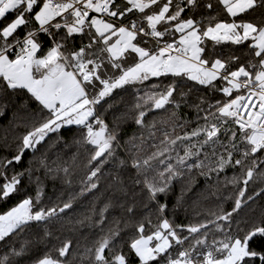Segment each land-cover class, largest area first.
Here are the masks:
<instances>
[{
  "label": "snow or ice",
  "instance_id": "obj_1",
  "mask_svg": "<svg viewBox=\"0 0 264 264\" xmlns=\"http://www.w3.org/2000/svg\"><path fill=\"white\" fill-rule=\"evenodd\" d=\"M8 110L24 131L0 137V203L16 201L0 213V264L30 254L32 264H264V0H0V116ZM65 133L87 153L81 186L46 204L40 177L34 197L25 181L43 169L71 186L67 161L47 154ZM199 177L215 198L195 213L204 218L169 219L175 185L173 216ZM104 181L112 196L76 215ZM65 218L98 238L77 252L49 227ZM33 228L38 241L17 243Z\"/></svg>",
  "mask_w": 264,
  "mask_h": 264
},
{
  "label": "trees",
  "instance_id": "obj_2",
  "mask_svg": "<svg viewBox=\"0 0 264 264\" xmlns=\"http://www.w3.org/2000/svg\"><path fill=\"white\" fill-rule=\"evenodd\" d=\"M213 3H215V0H213ZM205 11V10H201ZM197 18H200V13H196ZM224 53L227 54L229 50L228 45H222L220 46ZM235 47V46H231ZM239 54V53H238ZM161 80H164L165 78H160ZM157 82L159 81L155 80L153 78V81H150L148 83ZM166 82V81H165ZM143 94V93H141ZM132 95L131 93L124 95V102L130 104L132 102ZM23 98H16V103L20 104L22 103ZM121 108H123V104L120 105ZM182 112H188L189 117H191V112L188 109H181ZM12 111L8 110L5 112L4 116H0V137H3L5 134V129L8 130L9 134V141L13 140V137L19 133L24 131L23 128H17L15 129V132L12 131L10 121H12ZM109 122H111V116H108ZM135 130V126L131 123L123 125V130L119 132V136H122L125 140L128 139L130 136H132L133 132ZM159 135V134H158ZM158 142V141H156ZM151 143V141H150ZM52 146L47 150V154L50 157L49 163H52V161H56L57 163H63L67 161V166H69L72 169V184L71 186L63 183L61 180H52L50 178L45 179L43 174V169L40 171H37L33 177V182L31 184H28L27 181H25V184L27 185V193L35 196V177H40L41 181L43 182V193L42 196V202L49 204L54 203L57 201V197H60L61 199H67L70 193L76 192L80 188V177L83 175V172L85 171V164L87 163V153L83 148H78L77 145H75L72 142V135L65 133L64 138L60 142H51ZM67 144V146H64ZM14 146V145H13ZM149 151L151 149L149 148ZM4 153H0V155H3ZM182 154V153H181ZM75 156V160L73 161L72 157ZM123 159L124 157L121 156ZM55 166V165H53ZM223 175H221V179H223ZM227 175H232V171L228 170ZM214 183V182H213ZM107 182H102L101 190L96 192L95 196H92L91 193L87 194L86 197H80L75 202L73 207L76 208V215H79L80 213L86 212L88 207L90 206L91 202L93 200L96 201V206L99 208L104 202L107 197L112 196V189L108 188ZM264 186L261 185L260 182H257V189L259 187ZM211 189L208 188V186L204 183V180L202 177H199L196 179L195 183L191 186V189L184 193V207H181L176 210V215H172L173 206L176 204V199L181 195V186L179 184L175 185L174 193L169 197V207H168V216L169 219H174L177 223H187L189 220H195V219H203V215L197 217L195 216L196 212H203L206 207L212 206V203L214 202L215 198H211L210 200H205L204 195H209ZM203 194V195H202ZM16 201H10L8 204L0 203V213L3 211L8 210ZM225 208L231 207V201H227L224 204ZM185 208L187 209V212H185ZM146 211V210H145ZM109 213H111L113 216L119 217L120 216V210L118 208L109 209ZM108 215V214H106ZM246 215L251 218L252 213H246ZM75 216L73 217V219ZM153 221L155 222V217L153 216ZM243 227V225H241ZM55 233V235L59 236L60 239L68 238L72 241L73 248L77 252H82L84 247L86 245H90L92 240L95 238H98L95 236V234L98 232V229H88V228H81L79 230L73 231L72 225L68 222L67 218H65L62 222H57L53 225L49 226ZM43 229H36L33 228L29 230L28 232L22 234L21 237L17 238V243L22 242L24 238L31 239L34 242L39 240V233H42ZM133 231L132 227H127L123 232H121V237L124 240H127L128 234ZM147 231V229H146ZM119 239V238H118ZM52 244H59V241H52L51 244L46 243H38L36 244V252L37 253H43L44 251H47L51 249ZM124 251H127L126 244L123 245ZM5 252V249L3 247H0V256H2ZM24 264H32V255L25 256L23 258ZM73 264H80L79 257H77Z\"/></svg>",
  "mask_w": 264,
  "mask_h": 264
}]
</instances>
